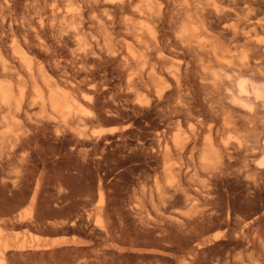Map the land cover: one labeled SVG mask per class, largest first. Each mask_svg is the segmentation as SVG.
Segmentation results:
<instances>
[{
  "label": "bare ground",
  "instance_id": "obj_1",
  "mask_svg": "<svg viewBox=\"0 0 264 264\" xmlns=\"http://www.w3.org/2000/svg\"><path fill=\"white\" fill-rule=\"evenodd\" d=\"M125 111L145 165L154 163L147 201L157 218L101 193L84 213L108 218L94 230L102 246L61 262L264 264V237L244 227L206 236L204 225L264 205V0H0V264L61 252V241L7 228L64 225L53 218L61 182L50 189L46 171L61 181L62 151L87 164L114 131L86 127ZM201 179L211 210H167ZM131 215L134 235L150 241L126 239Z\"/></svg>",
  "mask_w": 264,
  "mask_h": 264
},
{
  "label": "rangeland",
  "instance_id": "obj_2",
  "mask_svg": "<svg viewBox=\"0 0 264 264\" xmlns=\"http://www.w3.org/2000/svg\"><path fill=\"white\" fill-rule=\"evenodd\" d=\"M117 115H104L101 117L102 119L100 118V120L98 119L94 124L86 127L88 132H92L93 130H105L108 132L112 130L114 131L112 134L106 133L105 135H102V138L100 139L101 144L99 147H97V151H93L95 152L93 153L94 155L92 154L90 157L91 160L94 159L92 160L93 163L91 160L86 161L87 164H89L87 165L81 160L82 157H79V159L75 154L62 151L61 181L57 180L59 178L57 177V174L59 173L58 171L56 174L55 171H53V174L51 169L46 171L47 174H45L44 183L45 185L51 187L50 189L53 187L56 188L57 186L55 185H59L61 182V197L63 198H61V201L63 200V203L61 202V215H59L60 217L55 215L56 219L55 217L53 218L54 220H61V222L64 221L65 224H61V226L58 227L44 225L40 228L36 226L33 228L32 226L27 227L11 225L7 228L11 236L18 235L29 238L37 237L42 240L61 241V245L57 248L58 252L61 251V254L57 253V256H48L47 258H43V260L40 258L34 259L35 264H58L59 262V264H64L61 262V260L71 263L77 258L79 259V256L82 257L87 254L94 247L99 248L102 246L103 238L102 236L96 234V232L99 231L101 227L107 226L110 223L108 218L103 217L101 219L102 222H100L98 221L97 217L93 216L92 218H87L86 213H84L95 208L96 204L100 200L101 193H103L105 203L113 202L116 205H125L127 208L135 206L133 204L136 203H138V205L143 204L141 206L146 205L142 208L143 210L141 209L142 213L146 214V216H143L142 214L143 218H145V220H149V218L153 216L154 218H152V220L157 218L155 215V208H150L152 205L150 206V203L147 201L151 190L155 189V183L158 181L153 171L154 163H151L152 165L148 166L150 168L145 165L143 158L144 155L139 146L138 126L136 124L135 126L133 125L134 127L131 126L133 124L132 119L127 116L126 111ZM131 116L141 121L139 114L134 115L132 113ZM128 119H130L131 122L128 121ZM128 130H130V132ZM186 131L188 132L189 128H187ZM103 136H105V138ZM148 136L150 137V135ZM107 138H110L109 140H111L112 145L110 144V141L107 140ZM72 158H74V160ZM98 162L99 164H97ZM236 167H241V163H238ZM208 183L209 181L201 179V181L197 182L196 185L194 184L195 186L193 185L191 187L193 189L189 191L191 193L188 196V200L182 196H179L173 201V203L171 202V204L169 203L167 205V210L170 212L175 210L179 212L182 211L183 215L185 213L188 214L189 212V214H198L201 211L211 210V208H213V204L210 197L207 196ZM214 190L215 191L213 193L216 198L218 191L216 189ZM64 195L67 196V198H65ZM146 207L148 211L147 209L144 210ZM147 212H150V216H147ZM81 214H83L82 218H80ZM238 215L239 216L232 213L229 224H224V220L220 219L219 217L218 219L216 216L205 221L204 225L207 228L206 236L226 232L231 229L233 232L239 233L244 227L243 229L245 230L249 229L250 232L253 231L252 233L256 234L257 237H264V205H261V207H259L257 210H248L246 212L238 213ZM132 218L133 216L131 215L129 218L130 221L128 220L129 225L126 226V229L131 231L135 229V223L133 222ZM252 219H254V222H251L249 226H247L246 224ZM152 220L150 219L149 221ZM72 221H75L73 225ZM95 229L97 231H94ZM235 233L233 235H235ZM134 234L135 232L133 231L131 235H128V237L126 236V239L138 243L140 241L142 242L147 240H143L145 239L144 237H137ZM75 241H77L78 244H75ZM62 251L64 252L62 253ZM145 256L146 255H140L137 257V255H132L131 259L129 258V261H149L156 258L159 259L158 257L154 258L148 255L146 257ZM36 260H38V262Z\"/></svg>",
  "mask_w": 264,
  "mask_h": 264
},
{
  "label": "clouds",
  "instance_id": "obj_3",
  "mask_svg": "<svg viewBox=\"0 0 264 264\" xmlns=\"http://www.w3.org/2000/svg\"><path fill=\"white\" fill-rule=\"evenodd\" d=\"M244 83H246L245 81H242L241 82V88L243 89V87H244ZM259 166H261V167H264V158H262L261 160H259V161H257L256 162Z\"/></svg>",
  "mask_w": 264,
  "mask_h": 264
}]
</instances>
